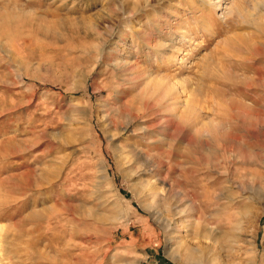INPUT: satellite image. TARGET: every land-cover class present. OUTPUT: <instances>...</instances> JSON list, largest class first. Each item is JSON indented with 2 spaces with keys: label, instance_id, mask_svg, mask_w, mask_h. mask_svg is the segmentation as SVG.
<instances>
[{
  "label": "rangeland",
  "instance_id": "obj_1",
  "mask_svg": "<svg viewBox=\"0 0 264 264\" xmlns=\"http://www.w3.org/2000/svg\"><path fill=\"white\" fill-rule=\"evenodd\" d=\"M0 264H264V0H0Z\"/></svg>",
  "mask_w": 264,
  "mask_h": 264
},
{
  "label": "bare ground",
  "instance_id": "obj_2",
  "mask_svg": "<svg viewBox=\"0 0 264 264\" xmlns=\"http://www.w3.org/2000/svg\"><path fill=\"white\" fill-rule=\"evenodd\" d=\"M209 1H210V0H209ZM220 1H221L222 3H226V0H220ZM224 1H225V2H224ZM213 4H214V3H213ZM216 4H217V3H216ZM216 4H215V5H216ZM219 5H220V4H219ZM217 6H218V4H217ZM227 12L229 13L230 11H227ZM227 12H226V13H227ZM228 13H227V14H228ZM227 14H225V17H227Z\"/></svg>",
  "mask_w": 264,
  "mask_h": 264
}]
</instances>
